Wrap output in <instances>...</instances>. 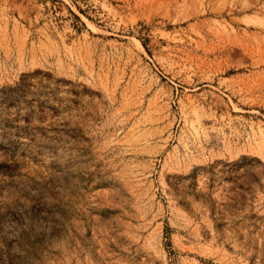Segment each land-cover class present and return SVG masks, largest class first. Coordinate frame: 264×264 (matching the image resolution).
<instances>
[{"label":"rangeland","instance_id":"rangeland-1","mask_svg":"<svg viewBox=\"0 0 264 264\" xmlns=\"http://www.w3.org/2000/svg\"><path fill=\"white\" fill-rule=\"evenodd\" d=\"M0 264H264V0H0Z\"/></svg>","mask_w":264,"mask_h":264}]
</instances>
